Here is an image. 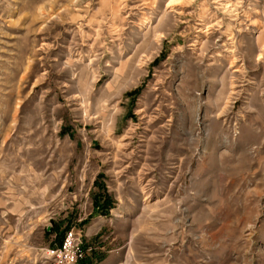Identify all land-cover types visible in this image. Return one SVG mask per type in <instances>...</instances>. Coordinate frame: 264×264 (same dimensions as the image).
Segmentation results:
<instances>
[{
    "label": "rangeland",
    "instance_id": "1",
    "mask_svg": "<svg viewBox=\"0 0 264 264\" xmlns=\"http://www.w3.org/2000/svg\"><path fill=\"white\" fill-rule=\"evenodd\" d=\"M264 264V0H0V264Z\"/></svg>",
    "mask_w": 264,
    "mask_h": 264
},
{
    "label": "built area",
    "instance_id": "2",
    "mask_svg": "<svg viewBox=\"0 0 264 264\" xmlns=\"http://www.w3.org/2000/svg\"><path fill=\"white\" fill-rule=\"evenodd\" d=\"M61 242L54 248L47 250L52 262L48 264H70L84 255L80 245L79 233L70 226L65 232Z\"/></svg>",
    "mask_w": 264,
    "mask_h": 264
}]
</instances>
